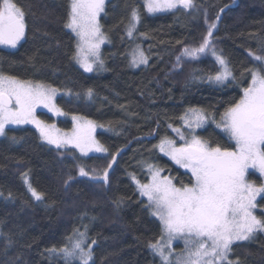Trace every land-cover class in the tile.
I'll use <instances>...</instances> for the list:
<instances>
[{
	"label": "trees",
	"instance_id": "trees-1",
	"mask_svg": "<svg viewBox=\"0 0 264 264\" xmlns=\"http://www.w3.org/2000/svg\"><path fill=\"white\" fill-rule=\"evenodd\" d=\"M17 2L27 13L26 35L16 48L0 46V72L58 89L59 108L95 121L97 138L108 152L83 156L73 148L44 143L35 127L6 130L0 137V264H64L48 249L60 248L74 230L83 232L85 226L87 244L97 242L92 245L95 264H162L149 247L164 235L162 225L136 181H149L147 165L152 164L177 186L189 182L191 173L155 146L165 136L182 145L173 128L185 132L180 117L188 109H204L219 122L230 103L239 100L250 82L246 69L257 63L249 50L257 52L264 42V0H195L194 10L154 15L146 10L145 0H107L99 22L107 38L103 66L95 65L99 70L92 72H85L74 58L79 41L66 27L70 0ZM133 7L140 22L130 38ZM211 23L216 24L213 46L235 77L221 85L206 79L220 69L214 56H181L185 47L198 46ZM138 44L148 64L134 68L132 50ZM88 89L94 93L91 99ZM39 116L64 130L74 124L47 111ZM207 124L196 134L212 145L232 146L216 123L209 119ZM116 153L108 184L78 175L81 164L102 171ZM24 173L42 200L32 197ZM249 178L257 185L263 182L253 169ZM258 205L260 215L264 195ZM181 249L183 245L175 247L176 252ZM233 249L231 258L238 257L241 264H264V233Z\"/></svg>",
	"mask_w": 264,
	"mask_h": 264
},
{
	"label": "snow or ice",
	"instance_id": "snow-or-ice-1",
	"mask_svg": "<svg viewBox=\"0 0 264 264\" xmlns=\"http://www.w3.org/2000/svg\"><path fill=\"white\" fill-rule=\"evenodd\" d=\"M144 6L149 13L197 8L195 0H145ZM104 8L105 0H70L66 27L79 37L81 43L74 58L85 72L99 70L94 69V65L103 66L99 49L105 42V36L101 32L99 17ZM26 15L17 0H0V45L16 48L25 38ZM139 22V12L133 7L127 26L130 38ZM215 28V23L209 24L198 46L185 47L181 56L196 60L202 54H211L221 67L214 75H207L206 79L223 84L235 77L226 58L218 54L213 46ZM85 47L87 56H81ZM181 56L177 57L178 64ZM249 56L257 62L246 69L250 82L242 89L239 100L231 102L225 109L219 122H216L214 114L204 109L190 108L180 119L184 127L191 130V138L187 139L180 128H173L184 143L177 146L174 139L165 136L155 146L191 173L189 182H181L177 186L169 177H162L161 169L152 164L147 165L151 182L136 181L141 196L147 198L151 214L162 225L164 235L159 241L149 244L162 264H172L173 259L175 264H241L238 257L231 258L233 245L250 241L257 233H264V208L260 209V215L256 211L259 207L257 198L264 195V183L257 185L249 179V169L264 177V42L257 52L249 50ZM132 63L135 66L147 65L148 57L137 48ZM57 92L58 89L42 82L21 80L0 72V136L6 135L8 125L33 124L40 136L57 149L75 148L83 156L90 152L107 153L108 149L92 135L96 127L94 121L73 116V132L59 135V129L54 124H46L37 118L38 107L46 108L57 116L65 115L54 103ZM93 95V90L88 89L89 99ZM209 119L226 134L232 146L212 145L195 133V129L203 127ZM12 139L15 141V137ZM117 155L119 153L111 156L102 171L95 168L89 171L81 164L78 175L108 184L109 170L116 163ZM27 175L24 173L29 192L36 200H42L43 194L28 183ZM72 179L70 176L69 180ZM132 179L136 180L134 175ZM87 231V226L83 232L74 230L66 238V244L48 249L49 253L59 255L64 264L77 261L79 264H95L92 245L97 242L92 240L91 244H87ZM177 238L183 239L186 251L184 255L174 257L171 247L172 241Z\"/></svg>",
	"mask_w": 264,
	"mask_h": 264
},
{
	"label": "rangeland",
	"instance_id": "rangeland-1",
	"mask_svg": "<svg viewBox=\"0 0 264 264\" xmlns=\"http://www.w3.org/2000/svg\"><path fill=\"white\" fill-rule=\"evenodd\" d=\"M106 3H107V0H105V5H106ZM146 10H147V8H146ZM176 10H178V9H174V10H168V11H176ZM168 11H159V12H155V13H149V14H152V15H154V14H156V13H167ZM103 14V12L100 14V17H99V22H100V18H101V15ZM101 26V25H100ZM101 32H102V29H101ZM104 34V33H103ZM76 35V34H75ZM133 35H134V33H133ZM104 36H105V42L104 43H102L101 45H100V49H99V53H100V58H101V52H102V49H103V47L105 46V44L107 43V38H106V35L104 34ZM25 39V38H24ZM23 39V40H24ZM23 40H21V41H23ZM78 41H79V43H78V45L81 43L80 42V40H79V37H78ZM20 44V43H19ZM19 44L17 45V47L19 46ZM0 46H3V47H6V48H10V47H7V46H4V45H0ZM137 48H139L140 50H142L143 51V48H142V46L141 45H137V46H135L134 47V49L132 50V58H133V53H134V50L135 49H137ZM144 52V51H143ZM217 52V51H216ZM218 53V52H217ZM219 54V53H218ZM80 55L81 56H87V49H86V47L84 48V51L82 52V53H80ZM145 55H146V53H145ZM89 59H91V57H89ZM131 64L133 65V67L134 68H138V67H141V66H144V64H141V65H139V66H135L132 62H131ZM81 66V65H80ZM221 67V66H220ZM94 68H95V65H94ZM230 68V67H229ZM232 71V70H231ZM231 79V78H230ZM225 82H227V81H225ZM213 83H215V82H213ZM215 84H217V85H221V84H219V83H215ZM224 84V83H223ZM54 88V87H53ZM60 95V91L58 90V92H57V94H56V96H55V99H54V103L56 104V106L57 107H59L58 106V104H57V97ZM41 111H47V112H49L48 111V109H46V108H43V107H38L37 109H36V115H37V118L38 119H41V117L39 116V112H41ZM63 111V110H62ZM64 112V111H63ZM51 115H53L54 117H56V118H65V117H67V118H70L71 120H73L72 119V115H68V114H66L65 113V115H60V116H57V115H55V114H53L52 112H49ZM76 116H78V117H82V116H79V115H76ZM85 120H91V121H93L92 119H89V118H85V117H83ZM42 120V119H41ZM209 121V120H208ZM208 121L205 123V125L204 126H206V125H208L207 123H208ZM44 122L46 123V124H54L55 125V127H56V129H59V135H62V134H64V133H72L73 132V130H74V128H75V122L73 121V127L71 128V129H66V130H64L63 128H61L60 126H59V124L57 123V122H55V123H50V122H47V121H45L44 120ZM95 122V121H94ZM81 124H83V121H81L80 122ZM95 125H96V127H95V129H94V131H93V133H92V135L95 137V139L96 140H98V138H97V134H98V129H99V125H97V123L95 122ZM23 126H31V127H35L33 124H21V125H8L7 127H6V129H5V131L7 130V129H9V128H13V127H23ZM183 126H184V123H183ZM204 126L203 127H201V128H197V129H195V133L198 131V130H200V129H203L204 128ZM36 128V127H35ZM184 129H185V132H182L184 135H185V137L187 138V139H190L191 138V136L189 135V133H190V129H188V128H185L184 127ZM39 132V131H38ZM179 136V135H178ZM0 137H2V136H0ZM42 140H43V142L45 143L46 141L42 138ZM99 142H100V140H98ZM179 141H181L182 142V144L184 143V140H182L181 138H180V136H179ZM47 143V142H46ZM101 143V142H100ZM102 144V143H101ZM50 145V144H49ZM52 147H54V148H56L54 145H51ZM177 146H180V145H177ZM61 149H67V148H61ZM73 149H75V148H73ZM75 150H77L78 152H79V150L78 149H75ZM94 154H99L98 152H90L88 155H94ZM163 154V153H162ZM87 155V156H88ZM166 157H168V156H166ZM169 158V157H168ZM177 165V164H176ZM177 166H179V165H177ZM180 167V166H179ZM181 168V167H180ZM182 169H184V168H182ZM184 170H186V171H188L187 169H184ZM250 170L251 169H249V172H250ZM189 172V171H188ZM256 172V171H255ZM256 174L257 175H259V173L258 172H256ZM160 175L162 176V177H164L165 175L163 174V172L161 171V173H160ZM168 177V176H167ZM170 178V177H169ZM263 178V182L262 183H264V177H262ZM171 179V178H170ZM250 179V178H249ZM251 180V179H250ZM173 181V180H172ZM253 181V180H252ZM151 182V173H150V178H149V181L147 182V183H150ZM173 183H174V181H173ZM175 184V183H174ZM142 198H145L146 200H147V198L146 197H144V196H142ZM260 198H261V196L260 197H258L257 198V203H258V201L260 200ZM148 202V201H147ZM257 211V210H256ZM154 217H156V216H154ZM157 218V217H156ZM160 221V220H159ZM165 239H167V237H166V235H165ZM237 243H242V242H237ZM236 243V244H237ZM178 244H180V245H183V249H181V250H178L177 252L175 251V247L178 245ZM235 245V244H234ZM233 245V246H234ZM166 251H167V249H166ZM171 251L173 252V256L175 257V256H181V255H184L185 254V247H184V241H183V239H181V238H177V239H175V240H173L172 241V247H171ZM172 264H175V260L173 259L172 260Z\"/></svg>",
	"mask_w": 264,
	"mask_h": 264
}]
</instances>
